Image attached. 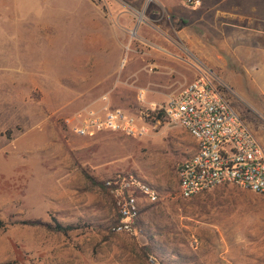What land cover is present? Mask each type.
<instances>
[{"label": "rangeland", "instance_id": "rangeland-1", "mask_svg": "<svg viewBox=\"0 0 264 264\" xmlns=\"http://www.w3.org/2000/svg\"><path fill=\"white\" fill-rule=\"evenodd\" d=\"M253 1L237 18L222 14L229 0L198 10L183 0H11L0 17V264H264V196L223 185L182 199L177 168L195 142L157 117L207 70L264 147V0ZM107 108L145 132L80 137L67 125ZM118 172L159 193L141 201L136 237L112 231L111 198L85 178ZM53 219L77 229L21 224Z\"/></svg>", "mask_w": 264, "mask_h": 264}, {"label": "built area", "instance_id": "built-area-1", "mask_svg": "<svg viewBox=\"0 0 264 264\" xmlns=\"http://www.w3.org/2000/svg\"><path fill=\"white\" fill-rule=\"evenodd\" d=\"M183 3L188 9H198L202 0H183ZM223 90L224 86L210 71L201 70L195 80L158 109L195 142L193 154L177 168V189L182 199H191L223 185L264 196V147ZM66 122L80 137L103 132L134 137L145 132L136 118L118 108L88 112ZM103 185L117 212L112 231L136 237L141 201L157 202L158 190L133 172L115 173Z\"/></svg>", "mask_w": 264, "mask_h": 264}, {"label": "crops", "instance_id": "crops-1", "mask_svg": "<svg viewBox=\"0 0 264 264\" xmlns=\"http://www.w3.org/2000/svg\"><path fill=\"white\" fill-rule=\"evenodd\" d=\"M205 1H207V2H213L214 0H205ZM215 1H217V0H215ZM10 2H11V0H0V17H2V15L5 12H8L9 11V9H10ZM115 2H122L124 4L127 3L128 5H132V4H135L137 2V0H115ZM138 2H141V1H138ZM203 2H204V0H202V3ZM229 3H230V5L232 4V6H231L232 11H228V10L227 11H222V14H226V15L228 14L229 16L232 15V16L237 17V18H247L246 15H244V14H242L240 12V10H241V4H243V3H246V4L247 3H255V1L252 2V0H246V2H244V0H229ZM137 4H139V3H137ZM139 5H137V8L135 10L138 9ZM169 10L170 11H173L170 8H169ZM186 10L188 11V9H185V11ZM173 12H175V11H173ZM217 13H218V11H217ZM175 33L178 35V37H184L185 38L186 35H187V32H186V28L185 27L182 28V29H180V30H178ZM165 45H166L165 49H174L176 47V43L174 41H171V39H169L168 42H166Z\"/></svg>", "mask_w": 264, "mask_h": 264}, {"label": "trees", "instance_id": "trees-1", "mask_svg": "<svg viewBox=\"0 0 264 264\" xmlns=\"http://www.w3.org/2000/svg\"><path fill=\"white\" fill-rule=\"evenodd\" d=\"M239 111H242L241 109H239ZM159 116H157L158 118L161 117V115H163V112H159ZM85 178L88 182H90L92 185L99 187L102 192H104L105 194H107L111 200L112 203L114 205L113 199L109 193V191L104 187L103 182L102 183H96L91 177L85 175ZM117 217V216H116ZM116 221V218H115ZM115 221L113 222V225L115 223ZM21 224L23 225H28V226H39V227H44L45 229H47L50 232L53 233H59V234H63V235H67L68 233L74 231L77 229L76 226H72V225H62L60 223H58L55 219L52 220V224H42L39 221H25L22 222ZM144 253H147V250L144 248Z\"/></svg>", "mask_w": 264, "mask_h": 264}]
</instances>
